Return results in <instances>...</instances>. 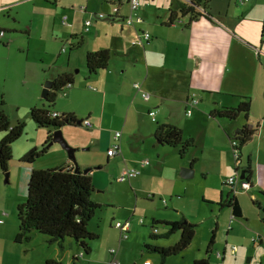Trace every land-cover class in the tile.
<instances>
[{"label": "crops", "instance_id": "crops-1", "mask_svg": "<svg viewBox=\"0 0 264 264\" xmlns=\"http://www.w3.org/2000/svg\"><path fill=\"white\" fill-rule=\"evenodd\" d=\"M21 1H53L56 7L61 6V19L65 26L62 32H65L64 37L66 41L70 39L72 46L69 51L68 65L86 69L88 75H85L82 86L88 81H93L97 85L89 86V89L94 92L93 98L104 102L102 110L98 112L89 110L85 117L75 109L59 111L56 108L57 99L59 96H70L75 86L76 75L72 70H67L51 77L50 81H55L64 75L73 78V82L68 83L58 93L51 107L52 112L58 111L62 115L71 114L76 119L73 123L66 122L62 130H73L79 126L77 124L79 119H89L93 124L91 127H87L84 123L80 125L92 130L93 133L80 144L79 142L76 144L78 149L81 146L84 149L77 163L68 152L62 151L57 147V143H54L48 149L45 159L41 162L37 160L38 164L35 163L34 167L47 169L45 166L48 165L51 168L67 166L76 169L78 164L82 170L90 168L88 172L92 176L94 185L92 197L101 203L102 207L89 224L91 231L98 234V237L90 242V252L87 253L74 239L66 240L64 247H61L58 242H48L45 237L49 243L48 249L45 248L46 251L41 255L39 262L46 264L48 260H58L63 264H106L112 259L110 248H115V256L121 264H132L130 258L122 256L123 248L131 247L135 250L136 258L133 264H145L146 261L159 264L160 259L155 260L145 254L149 252L145 248L147 244L158 243L151 238L152 229L148 232V236L127 242L126 240H129L131 233L134 232V221H132L134 213L127 216L121 215L124 217L122 220H115L117 214L113 213L112 208H108V201L114 200L106 201L104 198H96L94 193L113 189V191L122 192L120 195L129 197L132 191L139 201L141 196L139 192H136L137 189L140 190L141 186H145L152 180L156 182L160 179L163 185L169 187L190 184L191 179H184L180 175L181 168L189 166L194 168V177L205 180V186L200 189L198 196L188 198L187 201L195 200L199 209L201 206L198 197L200 196L205 202L212 204L215 211L219 213L212 229V233L216 230L213 252L216 250V243L219 242L220 230L223 247L216 251V261H213V252L211 253L210 261L213 264H238L244 258L246 264H252L256 254L264 246V159L262 158L264 157V8L251 1H228L225 5L214 6V1L211 0H141L139 15L143 20L135 18L133 24H128L124 19L131 11L127 0ZM152 1L156 2L152 5ZM116 6L119 7V11L115 16L114 7ZM190 6H193L194 13L185 12V8ZM105 8H108V11ZM100 12L105 13L106 16L104 18L95 16ZM65 15L68 19L64 23ZM91 16H93V23L87 29L85 21ZM243 19L245 23L253 20L257 24L250 28L243 23ZM1 31L3 30L0 29ZM29 31H32V27ZM144 31H149L152 38L142 42L139 40V35ZM52 32L57 35L55 28H52ZM0 36H5V32ZM136 37L137 43H132ZM101 50H109L111 53L108 66L96 74H90L87 68V54ZM63 51H65L64 47ZM139 81L142 82H140L142 89L150 93L148 100L143 97L144 100L139 97L134 100V97L131 98L128 94L127 85ZM81 89L83 91H80V95L85 92L83 88ZM78 92L71 96L72 102ZM139 93L141 94L140 91ZM191 97L198 98L199 102L193 107L191 114H188V101ZM44 100L45 103L41 107H47L49 104L46 98ZM247 100L251 102L248 115L241 113L236 118L216 115L225 107H237ZM153 109H156V116L159 114L160 118L156 117L154 120L151 117L150 111ZM179 111L180 114L184 113L189 118H186L184 122L182 119L176 120L175 113L178 112L179 115ZM106 116L114 119L112 123L118 126L115 119L124 118L126 131L124 130L123 136L120 137L121 150L115 156L108 155V149L115 141V133L112 134L109 130L107 152H103L102 148L100 153L96 142L98 140L96 133L99 130L108 129L104 127ZM150 118L153 123H149ZM161 125H173L180 128L183 142L192 140L190 135L196 126L201 129L198 138L201 153L199 155L194 153L186 162L178 161L177 167V160H174L167 174L162 173L161 170L165 160L160 157V153H157L156 157L155 152L169 147L178 152L181 159H185L193 147L181 155V145L173 147L157 137L156 131ZM246 125L255 129L256 132L242 147L241 159L236 162L234 149L231 148L233 147L231 137L239 128ZM44 129L46 133L42 140L32 142L29 150L40 147L48 134H54L57 128ZM207 136L210 137L211 142L207 141ZM72 143L75 145L77 142L72 141ZM250 146L252 150L247 151ZM208 150L212 151V157L208 155ZM152 155L156 157L154 160L150 158ZM104 159L107 164L111 162V167L102 166ZM144 159H149L150 163L143 166ZM207 160L212 162V166L204 164ZM241 166L246 170L249 169L247 176L251 186L248 190L239 187L235 193L242 208V214L232 221L233 209L221 203L230 198L231 187L227 184V180L236 174ZM28 167L29 169L24 171L26 176H30L33 169L29 165ZM126 167L139 168L140 174L127 181H119L118 176ZM105 170L114 171L111 179L106 175ZM108 183L110 185H106ZM168 193L172 198L179 197L181 194L178 191ZM156 198L154 191L149 193L147 200L154 201ZM162 203L164 210L152 214L150 228L155 220L174 221L186 218L196 223L197 215L192 216L190 212L178 206L176 199H172L170 204L166 200H162ZM256 205H258L257 209ZM117 210L122 209L117 208ZM127 220L131 221V228L129 237L124 239L116 223ZM139 221L145 226L144 221ZM107 224H109L108 227ZM162 225L164 228L159 227L160 233L167 232L168 226ZM105 229L108 231L113 229L114 233L119 234V237L112 239L114 244H118L117 246L109 248L100 243ZM176 233H180L181 236L180 231ZM212 233L201 258L208 256L206 251ZM36 234L39 233H33L29 240H22L26 243L24 250L26 253L31 249L34 250ZM172 235L166 238L172 239ZM259 236L260 240L255 241L254 237ZM178 240L157 245L169 246ZM234 240L240 241L242 248L237 247ZM249 240L254 245H259V249L254 246L249 247V244H246ZM234 246H236L235 249ZM196 259H199V256L191 258L184 264H193Z\"/></svg>", "mask_w": 264, "mask_h": 264}, {"label": "rangeland", "instance_id": "rangeland-1", "mask_svg": "<svg viewBox=\"0 0 264 264\" xmlns=\"http://www.w3.org/2000/svg\"><path fill=\"white\" fill-rule=\"evenodd\" d=\"M211 1H214V6H222L227 4L228 1L242 0ZM247 1L256 2L264 8V0ZM155 2L156 1H152V5ZM160 2L167 3L168 1ZM5 4L10 5L3 6ZM105 9L108 11V8ZM61 17L62 8L61 6L56 7L55 2L53 1L0 0V29L5 32V36H0V96H3L5 100L2 110H4V112L9 116L11 125H16L18 122L26 123L25 132L12 144V159L10 160L9 176L7 177V174L0 169V264H43L42 262H39V259L46 249H48L49 243L45 240L47 235L36 234L34 235V244L36 245L34 250L31 249L26 253L24 251L26 243H23L22 241L17 242L15 234L19 230V207L26 202L28 194L27 188L30 176H26L24 171L29 169L28 165L34 169V164H38V161L41 162L46 157V154H43L37 159L38 161L36 160L37 162L34 163H24L22 161V156L29 150L28 148L32 142L42 140L44 133H46L44 128H40L34 122L31 115V109L33 107H41L45 103L42 95L45 83L51 80V77L56 76L58 73L72 70L76 75L75 86L71 90L69 97H58L56 108L59 111L75 109L84 117L87 115L89 110L98 112L104 108V102L102 100H95L92 95L94 92L89 89V86L97 85L93 81H88L84 86H82L84 84L85 75H88L86 69H83L80 66L72 67L68 65V56L70 55L69 51L72 46L70 39L69 41H66L64 37L65 32H62V29H64L65 26L62 24ZM104 21H106V19H104ZM242 21L250 28L251 26H256L257 24L253 20L251 22L246 21V23L245 19ZM31 27L32 31L30 32L29 29ZM52 28H55V34L57 35L53 34ZM56 36L62 40L56 38ZM137 37L132 41V43H137ZM63 47L65 51H63ZM77 69H81V71H77ZM133 83L127 85L128 94L131 98L134 97V100L138 97L143 99L139 91L134 87L135 84ZM81 88H83L85 92L80 95V91H83ZM76 91L79 92L76 94L75 100L72 102L71 96L75 95ZM156 117L157 119L160 118L159 114ZM186 118L189 117L184 113L180 114V111L179 115L178 112L175 113L176 120L182 119L184 122ZM113 120L106 116L104 127L108 129H102L96 133V138H98L96 142L101 151L100 153H102V148L103 152H107L108 137L110 135L109 130L112 134L119 131L122 136L126 131L124 118L115 119L119 126L112 123ZM149 123H153L151 118L149 119ZM6 133V131H0V141ZM92 133V130H88L80 124L73 130H63L65 138L73 147L77 149L75 153L77 160L78 157L81 156L84 149H82V146L78 149L76 144H78V142L80 144V142L86 140V138L91 136ZM200 134L201 129L199 126H196L194 132L190 135L192 136L190 138L194 141L195 146H193L185 159H181L179 153L169 147H164L160 152H155L154 155L156 157L157 153H160V157L165 160V162L161 165L162 173L167 174L169 172L174 160H177V167L178 161L179 163L186 162L194 153H197L198 155L201 153V146H199L198 141ZM70 135L71 137H68ZM72 141L77 143L74 145ZM207 141H210L209 136H207ZM57 147L62 151L68 152L59 142H57ZM231 148L233 150V147ZM249 150H252L251 146L247 148V151ZM207 153L210 157H212L211 150H208ZM151 154H153L152 151ZM86 155H88V152H86ZM154 155L150 156L151 160L156 158ZM262 158L264 159V157ZM102 162V166L109 165V167H111V162L110 164H107L105 159L102 160ZM204 164L206 166H212V162L209 160L205 161ZM45 167L51 168L48 167V165ZM243 169L244 168L241 166L238 171L239 174ZM181 170V177L184 179H191L190 184H186V186L181 184L179 187H169L163 185L160 179L156 182L155 180H152L145 186H141L140 190L137 189L136 192H139L141 196L139 201L132 191L130 192L129 197L120 195L122 192H119L118 190L113 191V189H109L101 193H94L96 198H104L106 201L109 199L114 200L108 201V208H112L114 210L113 213L117 214L115 220H122L124 217L121 215L127 216L134 213L132 216V221H134V232L131 233L130 239L126 240L127 242L131 240H139L142 236H148V232L152 229L149 227L151 224L150 217L153 213L164 210L162 200H166L168 201V204H170L172 199H176L178 206H181L182 209L190 212L192 216L197 215L195 217V221L198 224L196 236L188 249H186L187 251L185 250L178 255L170 256L165 264H184L185 262H189V260L195 256H199V258H201V256L205 253L207 241L209 240L212 229L214 228L216 216L219 215V213L215 211L216 209L213 208L212 204L205 202L200 196L198 197L201 206L199 209L196 206L195 200L191 199L187 201L188 198H195L199 195L200 189L205 186V180L201 177L196 178L194 175L191 177H184ZM105 173L110 176V179L111 174L114 175V171L111 170H105ZM109 183L106 185H110ZM154 191L156 192L157 198L154 201L147 200L149 193ZM177 191L181 192L179 197L173 196L172 198L171 194L168 193ZM117 208H121L122 210H117ZM255 208L257 209L258 205H256ZM105 211L107 210L105 209ZM228 216H230V214H228ZM141 219L146 223L145 226L141 225L139 221ZM108 225L109 224H107V227ZM159 227L161 229L164 228L162 224H159ZM221 233L222 232L220 230L218 237L219 242L216 243V250L212 254L213 261L217 260L216 251L222 249L223 247L220 240ZM117 237H119V234L114 233L113 229L110 231L105 229L103 239L101 240L102 242L100 243L105 244L106 247L109 246V248L117 246V243L114 244L112 242V239ZM179 237L180 233H176L171 236L172 239L160 237L155 239V242H158L157 244H169V242L173 243L178 240ZM234 241L235 244H237V247L242 248L240 241ZM246 244H249V247H259V245H254L250 240L247 241ZM263 249L259 250L258 254H256L252 264H261V262L264 264ZM134 254L135 250H133V248H123L122 256L124 258H130L132 264L136 259ZM145 254L155 260H161V255L159 253L145 252ZM238 264H246L245 259H241Z\"/></svg>", "mask_w": 264, "mask_h": 264}, {"label": "trees", "instance_id": "trees-1", "mask_svg": "<svg viewBox=\"0 0 264 264\" xmlns=\"http://www.w3.org/2000/svg\"><path fill=\"white\" fill-rule=\"evenodd\" d=\"M188 11L194 13L193 6L185 8V12ZM110 57L111 53L109 50L88 53L87 68L89 73L96 74L99 70L106 68ZM72 82L73 78L71 76L64 75L59 77L52 82V90L46 97L49 103L48 106L33 107L31 109L32 118L40 128L61 127L66 122L73 123L76 120L71 114L53 116L51 111V107L55 103L58 93L68 83ZM4 104L5 100L3 96H0V131L7 132L0 141V169L7 174L9 173L10 160L12 159V144L23 135L26 123L18 122L16 125H11L9 116L2 110ZM250 108L251 102L247 100L243 101L237 107H225L216 115L236 118L241 113L248 115ZM255 132V129L246 125L239 128L232 135L231 138L239 142L237 148L240 151V155L236 158V162L241 159L242 147L252 139ZM156 134L159 139L173 147L181 145V155L195 145L193 140L183 142L182 130L173 125H161L156 131ZM52 139L53 134L49 133L46 141L40 147H34L29 150L22 157V161L27 163L36 162L40 156L47 153ZM246 172L248 174L250 172L249 169ZM27 189V200L19 207L17 242L29 240L33 233H39L41 235H47L48 242H58L61 247H64L66 240L74 239L87 253L90 252V242L96 239L98 234L91 231L89 224L102 207V204L95 201L92 197L94 185L91 174L82 169L77 171V169L67 166L47 169L34 168L30 175ZM230 193L229 200L221 203V205L226 204L233 209V213L236 216L241 215L242 208L235 194L232 191ZM159 224L167 225V232L160 233ZM196 227V223L186 218L174 221L155 220L151 232V238L153 240L160 237H168L179 231L181 232V236L172 245L147 244L145 248L149 252L159 253L161 255L159 264H165L170 256L178 255L190 246L196 233ZM215 242L216 230H213L206 251L208 256L194 260L193 264H213L210 261V255L214 251ZM46 264L63 263L58 260H48Z\"/></svg>", "mask_w": 264, "mask_h": 264}, {"label": "built area", "instance_id": "built-area-1", "mask_svg": "<svg viewBox=\"0 0 264 264\" xmlns=\"http://www.w3.org/2000/svg\"><path fill=\"white\" fill-rule=\"evenodd\" d=\"M131 11L130 14L128 16H126L124 19L128 24H133L136 20H143V18L139 15V10L141 8V0H127ZM242 1H247V0H242ZM119 11V7L116 6L114 7V13L115 16L117 15ZM95 16L100 17V18H104L106 16L105 13H96ZM113 16V15H112ZM68 17L65 15L63 18V22H67ZM93 23V16H91L89 19H87L85 21V24L87 26V29L90 27V25H92ZM1 35H4V32L1 31L0 32ZM152 38V34L149 31H144L142 34L139 35V40L144 42V40H150ZM135 87L141 92L142 97L146 100H148L150 98V93L143 90L141 87V83L140 82H136L135 83ZM199 102V99L196 97H191V99H189L188 101V109H187V113L191 114L193 107ZM53 116H62L61 113H59L58 111H53L52 112ZM156 114L157 111L156 110H151L150 111V115L151 117L155 120L156 119ZM83 123L87 126V127H91L93 124L89 119L83 120ZM120 137H121V132L117 131L115 133V141L114 144L112 145V147H110L108 149V155L110 156H115L117 155L120 150H121V143H120ZM232 145H233V149H234V153H235V158H238L240 155V151L237 148V146L239 145L238 140L236 139H232ZM150 161L149 159H144L142 161V165L145 166L147 164H149ZM138 174H140V169L139 168H125L122 173L119 175L118 180L120 181H127L133 177H136ZM227 184L230 185L231 187V191L233 194L237 193L239 187H242V189L244 190H248L251 186L250 181H247L245 179H241L240 178V174L237 171L236 174L232 175L228 180H227ZM236 218L235 213L232 214L231 220L233 221ZM143 220L141 219V222ZM116 226L118 228L121 229L122 231V237L124 239H127L129 237L130 234V228H131V221L127 220V221H118L116 223ZM255 241H259L260 240V236L259 237H254ZM234 249L236 248V246L233 247ZM110 253L112 255V259L109 260L108 262H106V264H121L120 261L116 258L115 253H116V249L115 248H110ZM137 264V263H136ZM145 264H151L150 261H146Z\"/></svg>", "mask_w": 264, "mask_h": 264}, {"label": "water", "instance_id": "water-1", "mask_svg": "<svg viewBox=\"0 0 264 264\" xmlns=\"http://www.w3.org/2000/svg\"><path fill=\"white\" fill-rule=\"evenodd\" d=\"M52 82L53 81H50L49 80V81H47L45 83V86H44V89H43V93H42V95H43L44 98L47 97L48 93L52 89V86H53ZM81 123H83V120L79 119L77 121V124H81ZM62 127L63 126L56 127L57 129L54 131L53 139L50 142V146L53 145L54 143L59 142L68 151L69 156L77 163V159H76V155H75L77 149L75 147H73L68 142V140L65 138V136L63 134ZM76 169H77V171H79L81 169L78 164H77ZM89 170H90V168H86L84 171L85 172H88ZM181 173H182V175L184 177H191V176H193L194 168L193 167H189V166H184V167H182ZM8 176H9V173H7V177ZM240 178L249 181L248 176H247L246 169H243L242 170V172L240 173Z\"/></svg>", "mask_w": 264, "mask_h": 264}]
</instances>
